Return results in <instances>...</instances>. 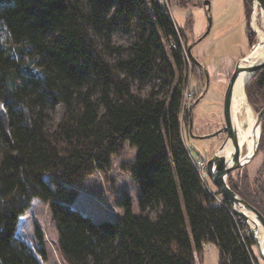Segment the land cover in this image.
Wrapping results in <instances>:
<instances>
[{
    "label": "trees",
    "instance_id": "trees-1",
    "mask_svg": "<svg viewBox=\"0 0 264 264\" xmlns=\"http://www.w3.org/2000/svg\"><path fill=\"white\" fill-rule=\"evenodd\" d=\"M253 1L243 0L247 19ZM120 29L134 32V43L115 44ZM191 29V22L181 29L182 42L158 0H0V105L9 122L7 130L0 117V264H41L17 237L36 198L49 205L67 264H197L208 242L219 247V264L258 263L248 226L203 188L184 142L183 47L194 41ZM247 35L253 44L249 22ZM153 80L158 90L134 91ZM246 95L259 112L264 68ZM58 104L65 113L53 126L49 110ZM126 144L137 152L120 169L139 189V214L124 192L116 201L122 217L96 222L71 205L87 178L112 170ZM249 180L246 166L229 175L264 213L263 172L254 197Z\"/></svg>",
    "mask_w": 264,
    "mask_h": 264
},
{
    "label": "rangeland",
    "instance_id": "rangeland-1",
    "mask_svg": "<svg viewBox=\"0 0 264 264\" xmlns=\"http://www.w3.org/2000/svg\"><path fill=\"white\" fill-rule=\"evenodd\" d=\"M168 1L169 12L174 22L181 29L188 22H191L192 38L194 41L203 37L194 46V50H192L193 55L200 62L206 57H210L217 62L216 65H210L209 68L201 62L207 68L209 79L211 78V80L208 91H206L207 93H205L204 97L193 110L194 129L196 127L198 128V134H210L216 131V128L224 122V120L222 121L224 94L237 61L247 55L252 45L261 39L255 32V41L250 45L247 26L248 22L251 24L252 17H254L253 20L255 19L258 26L262 28V13L259 9L255 16H253V3V10L249 19H247L243 0H211L210 25L204 0ZM182 40L184 42V39ZM134 41V32L127 33L120 29L114 33V43L117 45L127 47L134 43ZM194 41H189L188 46ZM164 45L166 48L169 47L165 41ZM188 46H184L186 51ZM203 73L191 58L188 59L186 56V64L182 71V80L187 78V85L189 79V89L196 92L195 99L200 96L205 88ZM200 76L203 78L201 79ZM159 88L160 81L153 80L141 87L135 86L134 91H138L144 96L152 89L158 90ZM164 96V92H161L159 95L160 98H164ZM246 99L248 100V98ZM64 113V105H56L54 109L49 110L50 123L53 126L58 124L63 119ZM0 117L5 128L9 130L8 118L2 105H0ZM199 117L204 119L199 120ZM187 131L188 128L186 126L183 127L184 142L188 150L195 156L199 155L200 157L208 159L222 143L219 138H194ZM136 152V148H132L126 144L125 152L120 157L114 158L112 170L107 173L96 172L95 175L87 178L83 187L79 189V194L71 206L83 214L90 216L96 222L102 220L117 221L122 217L123 210L117 205L116 201L124 192H127L132 196L133 212L135 215H138L139 189L132 181L131 176L120 169V163L122 161H133ZM246 171L250 177L249 189L252 192H250L251 197H254L256 195L254 193V180L257 174L261 172H263L261 187L264 190V150L260 149V145L256 156L246 166ZM45 178L48 179V176H45ZM211 187L213 190L218 191V188L214 184ZM219 196L222 197V194H219ZM37 228L42 233L44 239L43 244L39 243L37 239ZM17 237L30 247L41 264H67L58 248V232L55 222L52 219L48 203H44L38 198L33 200L31 207L20 219ZM253 250L258 257L257 264H264V261L257 253L255 245L253 246ZM196 258L197 264H219L220 249L213 243H205L203 250L199 253L196 252Z\"/></svg>",
    "mask_w": 264,
    "mask_h": 264
},
{
    "label": "water",
    "instance_id": "water-1",
    "mask_svg": "<svg viewBox=\"0 0 264 264\" xmlns=\"http://www.w3.org/2000/svg\"><path fill=\"white\" fill-rule=\"evenodd\" d=\"M253 16L257 13L258 9L264 14V0H254ZM206 13L210 18V5L211 0H204ZM253 18L251 21V28L257 35L258 30L253 27ZM210 29V26H209ZM208 29V30H209ZM203 37L195 40L189 44L187 53L189 58L194 64L201 69L207 79L206 86L201 92L200 96L191 102L188 106L189 125L188 133L194 138L209 139L224 133L226 136L222 141L219 148L215 150L211 157L207 159V172L213 184L221 192L223 199L229 204L230 210L233 215L240 217L243 222L248 226L250 235L256 246L259 257L264 261V213L229 184V175L231 172L247 166L256 156L262 136V122L264 118V106L259 112H255L251 107L248 100H246L248 108L254 113V121L251 126L252 145L246 147L245 141L241 142V128L234 110V92L238 81L242 77H247L244 90L249 80L262 68H264V58H260V54L264 51V38L260 39L257 43L253 44L249 53L240 58L231 73L229 78L223 100V118L224 125L213 133L197 136L194 133V117L193 110L204 97L209 86V73L207 68L195 57L192 53L194 45L201 41ZM246 96V93H245ZM247 98V97H246ZM239 121L245 127L246 116L244 112H240ZM229 145L231 148L229 149ZM246 152L244 153V151Z\"/></svg>",
    "mask_w": 264,
    "mask_h": 264
},
{
    "label": "built area",
    "instance_id": "built-area-1",
    "mask_svg": "<svg viewBox=\"0 0 264 264\" xmlns=\"http://www.w3.org/2000/svg\"><path fill=\"white\" fill-rule=\"evenodd\" d=\"M160 2V4H162L165 9H167L169 11V1L168 0H158ZM176 25V29H177V32L180 36V27L175 23ZM180 39H181V36H180ZM182 41V39H181ZM172 47H174L175 45L172 43L171 44ZM184 48V47H183ZM184 52L187 56V58L189 59V56L187 55V51L185 50L184 48ZM196 97V92L194 90H191L189 89V79H188V83L185 87V90H184V96H183V110H182V115H181V123L183 124V116L185 114V111L188 110V106L191 102L194 101ZM189 155H190V158H191V161L201 179V183H202V186L205 190H207L211 196L213 198L216 199V201L218 203H221L223 205L226 206V204L224 203V199L223 197H220L219 194L217 193V190H213L211 185H213V182L211 180V178L209 177L208 175V172H207V159L206 158H203V157H200L199 155L198 156H195L192 154V152L189 150Z\"/></svg>",
    "mask_w": 264,
    "mask_h": 264
},
{
    "label": "bare ground",
    "instance_id": "bare-ground-1",
    "mask_svg": "<svg viewBox=\"0 0 264 264\" xmlns=\"http://www.w3.org/2000/svg\"><path fill=\"white\" fill-rule=\"evenodd\" d=\"M262 17H263V27L262 28L258 26L255 19L253 20V27L258 30V33H259L258 36H260L261 39L264 38V14H262ZM260 58L261 59L264 58V51L260 54ZM246 80H247V77L244 76L238 81L235 87L233 105H234L235 114L237 116L236 117L237 121L239 122V128H241V134H240L241 142L245 141L246 147L249 148L250 150L251 145H252L251 126H252L255 116L251 108H248L247 103H246L247 99H246L245 90H244ZM240 112L245 113V116H246L245 127L241 125L239 121ZM230 148L231 146L229 145V149Z\"/></svg>",
    "mask_w": 264,
    "mask_h": 264
},
{
    "label": "flooded vegetation",
    "instance_id": "flooded-vegetation-1",
    "mask_svg": "<svg viewBox=\"0 0 264 264\" xmlns=\"http://www.w3.org/2000/svg\"><path fill=\"white\" fill-rule=\"evenodd\" d=\"M203 76H204V83H205V86H206V83H207V79H206V75L203 73ZM210 77H211V73H210ZM200 78L202 79L203 77L202 76H200ZM210 80H211V78L209 79V84H210ZM209 88V87H208ZM208 91V90H207ZM207 93V92H206ZM224 100V99H223ZM224 120V118H222V121ZM201 122V121H200ZM224 125V122L223 123H221L217 128H216V130H218L220 127H222ZM197 127H196V129H194V133L197 135V136H201V135H205V134H198L197 132ZM188 132V131H187ZM225 134L224 133H221V134H219L218 136H216V137H213V138H219V139H221V142L224 140V138H225ZM195 138H197V137H195Z\"/></svg>",
    "mask_w": 264,
    "mask_h": 264
},
{
    "label": "crops",
    "instance_id": "crops-1",
    "mask_svg": "<svg viewBox=\"0 0 264 264\" xmlns=\"http://www.w3.org/2000/svg\"><path fill=\"white\" fill-rule=\"evenodd\" d=\"M244 11H245V9H244ZM246 17H247V15H246ZM247 22H248V20H247ZM197 44V43H196ZM195 44V45H196ZM194 45V46H195ZM192 50H194V47L192 48ZM199 58V57H198ZM204 60V61H203ZM201 62L206 66V67H208L209 68V66L210 65H216L217 64V62L214 60V59H212V58H210V57H206L205 59H203ZM199 120H203L201 117H199L198 118ZM215 132V131H214ZM215 152V151H214ZM213 152V153H214Z\"/></svg>",
    "mask_w": 264,
    "mask_h": 264
}]
</instances>
